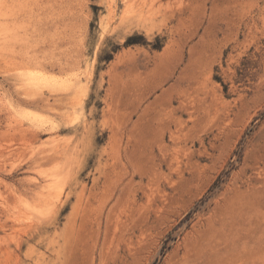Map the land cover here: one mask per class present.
Here are the masks:
<instances>
[{
	"label": "rangeland",
	"instance_id": "1",
	"mask_svg": "<svg viewBox=\"0 0 264 264\" xmlns=\"http://www.w3.org/2000/svg\"><path fill=\"white\" fill-rule=\"evenodd\" d=\"M0 194V264H264V0H0Z\"/></svg>",
	"mask_w": 264,
	"mask_h": 264
},
{
	"label": "bare ground",
	"instance_id": "2",
	"mask_svg": "<svg viewBox=\"0 0 264 264\" xmlns=\"http://www.w3.org/2000/svg\"><path fill=\"white\" fill-rule=\"evenodd\" d=\"M164 129V128H163ZM172 136H173V133H172ZM0 197H2V195L0 194ZM80 216V215H79ZM80 218H81V216H80ZM98 222L100 223V221L98 220Z\"/></svg>",
	"mask_w": 264,
	"mask_h": 264
}]
</instances>
